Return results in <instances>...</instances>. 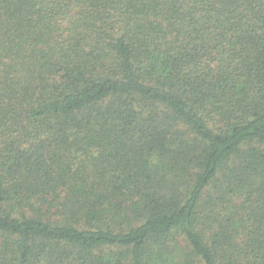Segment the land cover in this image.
I'll return each mask as SVG.
<instances>
[{"label": "trees", "instance_id": "16d2710c", "mask_svg": "<svg viewBox=\"0 0 264 264\" xmlns=\"http://www.w3.org/2000/svg\"><path fill=\"white\" fill-rule=\"evenodd\" d=\"M0 264H264V0H0Z\"/></svg>", "mask_w": 264, "mask_h": 264}]
</instances>
